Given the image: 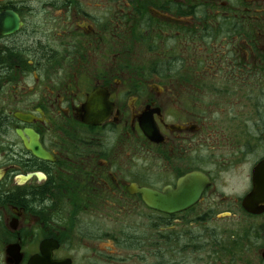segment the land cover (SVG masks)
I'll return each mask as SVG.
<instances>
[{"label":"flooded vegetation","instance_id":"1","mask_svg":"<svg viewBox=\"0 0 264 264\" xmlns=\"http://www.w3.org/2000/svg\"><path fill=\"white\" fill-rule=\"evenodd\" d=\"M263 196L264 0H0V264H264Z\"/></svg>","mask_w":264,"mask_h":264},{"label":"water","instance_id":"2","mask_svg":"<svg viewBox=\"0 0 264 264\" xmlns=\"http://www.w3.org/2000/svg\"><path fill=\"white\" fill-rule=\"evenodd\" d=\"M185 179H187L189 182H191L193 186L198 181H200L199 174H197V173H190V174L186 175ZM201 181H203V180H201ZM133 191L135 193L141 195V197L144 199V201L146 202V204L148 206H150V207L154 206V204H153L154 194L152 193V191L145 189V188H137ZM199 195H200V190L193 191L191 204H193L195 201L198 200ZM254 198H256V196ZM257 201L259 203L256 204L254 208H259L260 207L259 205L264 204V196L263 197H257ZM252 210H256V209H252Z\"/></svg>","mask_w":264,"mask_h":264}]
</instances>
